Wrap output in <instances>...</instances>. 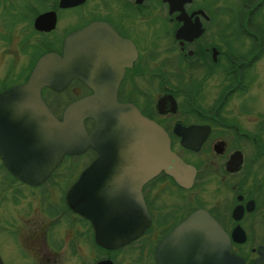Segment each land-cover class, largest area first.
<instances>
[{
	"label": "flooded vegetation",
	"instance_id": "obj_1",
	"mask_svg": "<svg viewBox=\"0 0 264 264\" xmlns=\"http://www.w3.org/2000/svg\"><path fill=\"white\" fill-rule=\"evenodd\" d=\"M0 49V91L23 83L41 54L75 50L79 77L60 91L42 87L46 108L59 118L69 102L92 93L86 82L116 84L117 102L160 126L181 162L174 175L160 170L142 183L134 216L148 224L114 247L101 244L94 224L65 201L96 159L93 149L63 155L35 185L13 177L0 156L1 183L13 184L14 195L27 186L36 201L0 216L2 264L5 252L11 264H257L264 0H0ZM84 125L89 131L92 121Z\"/></svg>",
	"mask_w": 264,
	"mask_h": 264
},
{
	"label": "water",
	"instance_id": "obj_2",
	"mask_svg": "<svg viewBox=\"0 0 264 264\" xmlns=\"http://www.w3.org/2000/svg\"><path fill=\"white\" fill-rule=\"evenodd\" d=\"M73 38L67 40L73 42ZM78 77L75 50L45 52L23 83L0 91V156L13 177L35 185L63 155L93 149L96 159L68 188L65 201L94 224L101 244L116 247L132 240L148 224L134 216L142 206V183L160 170L174 175L181 162L160 126L132 104L117 102L116 84L86 82L92 93L69 102L56 118L44 105L40 89L60 91ZM86 119L92 121L89 131ZM104 231H109V241L102 237L107 236ZM258 251L257 264H264V248Z\"/></svg>",
	"mask_w": 264,
	"mask_h": 264
},
{
	"label": "rangeland",
	"instance_id": "obj_3",
	"mask_svg": "<svg viewBox=\"0 0 264 264\" xmlns=\"http://www.w3.org/2000/svg\"><path fill=\"white\" fill-rule=\"evenodd\" d=\"M1 50V49H0ZM43 50V49H42ZM41 48L37 49L35 52L32 50L28 56H34L37 54H40ZM19 55V65L26 59V53L18 51ZM59 171H62V168L59 169ZM6 179L7 175L6 172L3 170V168H0V216L5 218H11V215L13 214V209H19L23 211L31 205V207L36 203V201L32 198V196L29 194L30 190L27 186H21V189L24 191L21 192V195L17 193V195H14V188L13 184L7 185L8 183H1V179ZM19 187V186H18ZM53 195H56V193H53ZM2 243V240L0 238V245ZM4 259L7 264H11V258L8 253L5 252Z\"/></svg>",
	"mask_w": 264,
	"mask_h": 264
}]
</instances>
